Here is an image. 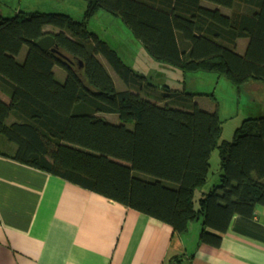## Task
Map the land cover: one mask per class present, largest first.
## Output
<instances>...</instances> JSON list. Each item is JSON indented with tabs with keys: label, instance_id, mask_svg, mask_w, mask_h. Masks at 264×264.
Segmentation results:
<instances>
[{
	"label": "trees",
	"instance_id": "trees-1",
	"mask_svg": "<svg viewBox=\"0 0 264 264\" xmlns=\"http://www.w3.org/2000/svg\"><path fill=\"white\" fill-rule=\"evenodd\" d=\"M85 1L82 20L58 12L0 15V136L15 145L12 159L166 223L179 235L201 220L199 241L218 245L234 216L251 219L257 206L264 207V115L243 119L228 141L220 139L217 108L198 107L194 93L167 89L157 97L160 104L118 90L98 56L126 85L139 84L141 76L87 26L104 10L119 17L154 60L183 73H215L239 87L264 82V0ZM47 25L58 31L44 30ZM47 34L62 55L36 46ZM241 38L247 42L238 53ZM54 66L65 71L63 81ZM214 149L218 179L211 183Z\"/></svg>",
	"mask_w": 264,
	"mask_h": 264
},
{
	"label": "crops",
	"instance_id": "crops-1",
	"mask_svg": "<svg viewBox=\"0 0 264 264\" xmlns=\"http://www.w3.org/2000/svg\"><path fill=\"white\" fill-rule=\"evenodd\" d=\"M105 117L118 122L116 115ZM14 149L0 136V264H172L175 258V264H264L263 206L251 219L234 216L212 245L199 241L201 220L179 235L166 223L12 159Z\"/></svg>",
	"mask_w": 264,
	"mask_h": 264
},
{
	"label": "rangeland",
	"instance_id": "rangeland-1",
	"mask_svg": "<svg viewBox=\"0 0 264 264\" xmlns=\"http://www.w3.org/2000/svg\"><path fill=\"white\" fill-rule=\"evenodd\" d=\"M204 5L219 7L226 14L230 10L216 5L210 1H203ZM85 0H0V15L10 18L18 11L32 12H58L71 16L75 20H82L86 10ZM49 26V25H47ZM49 31L57 32L52 26ZM88 31L96 34L101 40L116 51L123 63L128 65L138 74L140 82L137 85H126L109 66V64L98 56L108 72L111 74L116 88L132 89L140 95L163 104L157 99L158 95L165 90H178L194 93L193 101L203 110H216L222 124L220 139L231 141L234 131L245 118H257L264 115V82L247 81L241 86L231 83L223 76L215 73L190 72L183 73L177 68L158 62L151 58L143 49L141 44L134 38L130 30L122 23L119 17L104 10L97 13L88 21ZM236 47L241 52L247 39L241 38ZM26 46L22 47L18 60H23ZM53 71L58 81H63L65 71L54 66ZM114 119V116H107ZM4 137V136H2ZM219 156L217 149L210 156V179L211 183L218 179ZM145 179H151L149 175L139 174Z\"/></svg>",
	"mask_w": 264,
	"mask_h": 264
},
{
	"label": "water",
	"instance_id": "water-1",
	"mask_svg": "<svg viewBox=\"0 0 264 264\" xmlns=\"http://www.w3.org/2000/svg\"><path fill=\"white\" fill-rule=\"evenodd\" d=\"M36 46L43 51L50 50L51 52L58 53L62 55L57 48L54 36L52 34H47L35 42ZM81 65V63H80Z\"/></svg>",
	"mask_w": 264,
	"mask_h": 264
}]
</instances>
